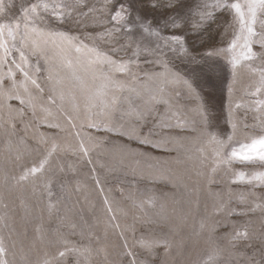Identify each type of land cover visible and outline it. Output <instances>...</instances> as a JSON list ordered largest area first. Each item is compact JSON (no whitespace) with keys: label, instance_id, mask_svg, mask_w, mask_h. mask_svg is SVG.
Masks as SVG:
<instances>
[{"label":"snow or ice","instance_id":"6c2138e0","mask_svg":"<svg viewBox=\"0 0 264 264\" xmlns=\"http://www.w3.org/2000/svg\"><path fill=\"white\" fill-rule=\"evenodd\" d=\"M11 6L0 0V129L9 136H16L17 124H22L25 133L31 131L34 143L29 146L26 137H19V144L24 148H17L11 163L19 166L21 172L11 178L5 174V184L9 179L16 185L31 179L32 192L37 200H42L45 193L48 197L52 196L55 178L65 171L59 160L62 149L55 135L39 132L38 123L44 122L49 128L63 131L60 123L54 122L51 106L62 109L63 104L68 102L79 111L78 98L84 101L88 114L87 127L99 129L103 126L105 132L137 139L142 145L166 148L177 142L179 133L195 130L193 125L197 121L187 118L180 103L182 94L195 102L192 111L199 117L200 126L209 128L212 116L197 81L202 77L210 81L217 76L220 58L230 66L234 79L241 68L258 76L254 90L248 95L258 97L253 107L260 113L261 133L248 136L244 142L234 140L239 125L233 120L230 99L226 123L231 126L232 132L225 138L208 134L209 155L213 163L211 172L214 175L221 166L230 170L233 162L237 161L259 162L264 167V98H261L264 97V0H104L101 9L88 7L87 12L77 11L87 7L84 0H72V3L68 0H28L20 5L19 15L8 16L7 9ZM96 11L102 13L103 19L94 17L92 23L101 26V32L77 35L51 26L53 22L60 25L70 22L74 13L75 22L81 25L82 17L86 18ZM157 12L160 13L159 20L149 15ZM217 12L231 16L230 22L217 25L218 28L224 27L225 32L228 28L232 29V38L225 47L211 46L220 35L212 29ZM105 21L109 26H105ZM88 26L83 24L85 28ZM168 28L177 31L165 35L163 29ZM189 36L197 38L201 45L207 43L208 49L201 53L195 45L190 48L187 43ZM254 44L259 45V52L254 51ZM50 50L61 57L60 67L69 70L74 83L65 85L57 69L50 67L46 77L50 82L49 94L47 105H44L37 102V94L42 96L45 92L37 75L40 67L38 63L34 66L30 58H44L48 62L51 59L48 55ZM69 53L75 55V60ZM169 54L197 65L199 71L191 75L173 71ZM142 63L159 66L163 70L145 71ZM5 66L6 71H2ZM177 85L186 93L177 90ZM11 100L19 101L21 107H13L8 103ZM240 106L236 105L237 108ZM117 114L121 119L128 118L127 129L124 124L113 122ZM67 119L75 128L73 118L69 115ZM87 140L93 147L107 143L91 135L87 136ZM63 151L76 154L70 146ZM78 151L88 163L92 162L90 148L84 139L80 140ZM197 151L204 153L205 149ZM32 155L36 159L30 164L20 163L26 156ZM232 175L235 177L233 183L246 181L264 185V171L251 174L240 171ZM212 182L214 179L210 177L209 183ZM69 187L67 182H61L62 190L67 191ZM215 195L214 215L224 213L226 218L234 215L250 217L259 210V228L251 218L230 223L220 220L208 223L205 218L201 220L199 230H193L187 239L183 236L176 239L180 228L169 222L163 205L159 212L149 214L145 211V206L156 207L155 197L139 203L133 199V207L140 214L133 215L132 223L124 228L120 224L114 225L120 229L122 242L117 261L110 258L112 253L104 238L95 232V225H90L83 216L78 220L73 218L69 215L71 209L59 215L61 201L52 203L49 200L42 211H47L50 220L55 217L57 226L51 230L43 225L35 228L30 243L26 247L21 244V264H184L182 257L189 246L204 248V258L199 264H264V198L257 197L247 210L237 212L228 206L230 191L227 193L228 200H224L219 193ZM252 195L255 196V193ZM126 198L132 199V194L129 193ZM239 199L241 203H248L243 196ZM104 204L107 212L112 213L107 197ZM110 220H116V216L113 214ZM0 224L7 226L5 215H0ZM221 227L228 231L220 232ZM126 232L132 234L131 245ZM12 247H16L15 242ZM8 252L5 238L0 236V264H11L6 259ZM32 255L38 258L33 260Z\"/></svg>","mask_w":264,"mask_h":264},{"label":"rangeland","instance_id":"374dc122","mask_svg":"<svg viewBox=\"0 0 264 264\" xmlns=\"http://www.w3.org/2000/svg\"><path fill=\"white\" fill-rule=\"evenodd\" d=\"M27 2L28 0H5L6 4L12 5L7 9L8 16L19 15L20 5ZM68 2L72 3V0H68ZM84 3L87 7L78 8L77 11L87 12L88 7L101 9L104 0H84ZM149 15L155 16L157 20L160 18L159 12L149 13ZM94 17L103 19L102 13L96 11L86 18L82 17L83 23L78 25L75 22L76 15L74 13L70 22L63 25L53 22L51 26L77 35L95 34L103 31V28L93 25ZM224 21L230 22L231 16L227 13L217 12L216 23L212 24V29L219 32L220 35L212 42V47H225L232 38L231 28L225 32L224 27H217ZM83 24L89 26L85 28ZM105 26H109L106 21ZM175 31L177 30L163 29L165 35ZM187 43L190 48L195 45L201 53L209 47L207 43L201 45L199 40L193 36H189ZM253 49L257 52L260 51L259 45L254 44ZM48 55L51 58L48 62L44 58H39V60L36 57L30 58L34 66L38 63L40 67L37 75L45 92L42 96L37 94V102L44 105H47L49 94L50 82L46 80V77L50 67L57 69L58 76L64 80L65 85L74 83L71 81L69 70L60 67L61 57L57 56L53 50H50ZM68 55H71L75 60L74 54L69 53ZM169 59L172 61L170 67L173 71L189 75L194 71H199L197 65L189 63L186 59L177 58L173 54H169ZM218 63L220 71L217 76L210 81L204 77L197 81L212 116L211 126L209 128L200 126L199 117L192 111L195 108V102L188 100L182 94L180 103L183 106V111L189 120L197 121L193 125L195 130L179 133L177 142L169 144L166 148L139 144L137 139H129L128 136L120 137L115 132H105L103 126L99 129L87 127L88 114L84 109L82 98L77 100V103L80 104L79 111L74 110L71 103L68 102L63 104L62 109L54 105L51 106L55 116L54 122L60 123L63 131L49 128L44 122L38 123V128L41 133L55 135L61 145L62 151L59 154V160L64 165L65 171L59 173L55 178L51 189L52 196L48 197L45 193L42 200H37L33 195L31 179L21 185H16L15 181L11 179L7 184L4 181L5 174L9 178L20 174V167L11 161L15 159L17 148H24L19 144V137H26L29 146L34 143L31 139V131L25 133L23 125L19 123L16 136H9L3 129H0V215H5L7 224V226L0 224V236L5 238L9 248L6 259L11 264H21V244L26 247L30 243L35 235V228L43 225L45 229L51 230L57 226L56 218L53 217L50 220L47 211H42L49 200L52 203H56L57 200L61 201L59 215H63L67 209H71L70 216L77 220L83 216L90 225H95V232L104 238V243L112 253L110 258L117 261L120 259L118 254L121 252L122 242L119 237L120 229L115 228L114 225L120 224L124 228L132 223L133 215L140 214L139 210L133 207V199L139 203L149 197H155L156 207L145 206V211L153 214L159 212L163 205V211L169 222L180 228L176 239H180L181 236L187 239L193 230H199V224L205 218L208 223H212L213 220L230 223L234 220L244 221L251 218L259 228L261 218L259 210L250 214V217L234 215L226 218L224 213L214 215V203L217 200L215 194L217 193L224 200H228L227 193L230 191L231 202L228 206L237 212L247 210L250 203L257 197L264 198V185H259L256 182L249 184L246 181L232 182L235 179L232 175L233 172L243 171L251 174L264 171V167L259 162L240 163L237 161L233 162L230 170L221 166L214 175L211 172L213 163L209 155L211 146L207 143L208 134L214 133L225 138L226 134L232 132L231 126L226 123L230 99L233 120L239 125L234 140L244 142L248 136L261 133L260 113L253 107L254 101L258 97L248 95L250 91L254 90L258 76H253L247 69L241 68L234 79L227 62L220 58ZM141 67L150 72L163 70L159 66L143 63ZM6 69L7 66L2 71H6ZM79 74L85 76L83 72ZM19 78L20 76L17 74V79ZM175 87L182 93H186V90L181 89L180 86ZM229 87H231V93H229ZM65 90L67 91V88ZM8 103L16 108L21 107L19 101L16 100L8 101ZM59 103L58 100L57 104ZM237 104L241 106L237 108ZM38 115H42V113H38ZM69 115L73 118L75 128L67 119ZM30 117L31 113L29 112L28 118ZM113 122L124 124L127 129L129 120L127 117L121 119L117 114ZM245 124L248 125L247 128L244 127ZM77 133L80 135L77 136ZM88 135L100 138L107 143L100 147H93L92 143L87 140ZM81 139H84L86 146L90 148L91 163H88L78 151ZM9 140H11V145H9ZM69 146L75 150V155L72 154V151H63ZM234 146L238 145L234 144ZM200 148L205 149L204 153L197 151ZM206 156L208 159H205ZM34 159H36L35 155L26 156L20 163L28 165ZM210 177L214 179V182L209 183ZM61 182L69 184L70 187L67 191L62 190ZM129 193L132 194V199L126 198ZM252 193H255V196ZM241 196L245 197L248 203H241L239 199ZM105 197L111 202L112 213L106 210ZM257 202L261 201L257 200ZM113 214L116 216V220H110ZM219 231L224 232L228 229L221 227ZM125 235L128 237L129 244H133L132 234L126 232ZM13 242L16 244L15 248L12 247ZM204 251L203 247L189 246L182 257L184 264H199V261L204 258ZM13 252L16 253L15 256H13ZM37 258L36 255L31 257L33 260Z\"/></svg>","mask_w":264,"mask_h":264}]
</instances>
